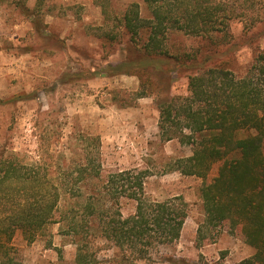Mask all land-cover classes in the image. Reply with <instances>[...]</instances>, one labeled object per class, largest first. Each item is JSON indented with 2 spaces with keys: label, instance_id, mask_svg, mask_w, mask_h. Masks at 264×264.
<instances>
[{
  "label": "trees",
  "instance_id": "trees-1",
  "mask_svg": "<svg viewBox=\"0 0 264 264\" xmlns=\"http://www.w3.org/2000/svg\"><path fill=\"white\" fill-rule=\"evenodd\" d=\"M4 1L32 18L28 0ZM167 1L147 0L150 18L141 16L138 4L128 8L123 17L127 53L121 63L106 65L95 74L137 76L141 81L137 98L151 95L152 78L161 88L172 86L178 77L188 79V95L158 103L161 140H177L192 149L191 156L168 164L166 172L205 181L200 190L204 222L199 240L206 239L207 232L214 236L213 231L224 225L231 233L240 230L243 242L255 250L240 264H264V50L259 46L264 30H254L257 22L251 17L236 40L229 32L231 12L210 6L207 0H170L169 5ZM44 3L37 0L36 9ZM171 30L201 37L207 47L178 57L166 47ZM105 38L109 43L119 39L112 33ZM247 48L253 50L252 62L238 72L237 53ZM217 163L218 175L206 182ZM74 172L75 181L59 182L47 163L29 162L0 145V264H23L17 235L30 245L46 238L54 224L64 225L66 234L75 238V264H97L88 246L90 236L117 250L115 264H203L161 253L180 240L187 203L181 196L164 201L148 197L147 170L113 172L102 180L100 165L91 162ZM87 176L100 185L83 196L79 184ZM67 195L75 202L63 209ZM122 199L136 203L128 217L122 214ZM47 247H52L50 239Z\"/></svg>",
  "mask_w": 264,
  "mask_h": 264
},
{
  "label": "rangeland",
  "instance_id": "rangeland-1",
  "mask_svg": "<svg viewBox=\"0 0 264 264\" xmlns=\"http://www.w3.org/2000/svg\"><path fill=\"white\" fill-rule=\"evenodd\" d=\"M207 2L234 15L229 32L236 40L251 17L257 22L254 30H264V0ZM132 4L139 5L143 18L151 17L147 0H45L38 10L37 0H28L31 19L0 0V145L29 162L47 163L62 183L75 181V168L91 162L100 165L102 180L113 172L147 170L148 197L164 201L181 196L187 203L180 240L161 253L203 264H240L255 253L243 242L240 230L231 233L224 225L213 231L214 236L207 232V238L199 240L198 229L204 222L200 190L205 181L166 172L168 164L191 156L192 149L177 140H161L158 103L188 95V79L178 77L172 86L161 88L152 78L151 95L137 98L141 88L137 76L95 74L123 61L129 47L123 17ZM109 33L119 39L109 43L105 38ZM166 38L167 49L178 57L207 47L201 37L178 30H171ZM259 46L264 50V36ZM252 59L250 48L237 53L236 71H243ZM219 167L214 165L206 182L218 175ZM81 183L83 196L100 185L94 176ZM70 196H64L63 209L75 202ZM135 207L134 201L121 200L124 217ZM65 231L62 224L51 225L46 238L30 245L17 235L15 244L23 264H75L77 242ZM47 239L52 241L51 248ZM87 241L97 264H115L117 250L111 244L95 236Z\"/></svg>",
  "mask_w": 264,
  "mask_h": 264
}]
</instances>
